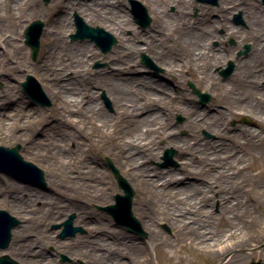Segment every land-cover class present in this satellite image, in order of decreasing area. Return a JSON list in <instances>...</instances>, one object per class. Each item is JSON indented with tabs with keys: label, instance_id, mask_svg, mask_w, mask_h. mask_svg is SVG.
I'll list each match as a JSON object with an SVG mask.
<instances>
[{
	"label": "rangeland",
	"instance_id": "374dc122",
	"mask_svg": "<svg viewBox=\"0 0 264 264\" xmlns=\"http://www.w3.org/2000/svg\"><path fill=\"white\" fill-rule=\"evenodd\" d=\"M56 1L46 3L39 0L42 13H30L29 16L28 5H0L1 15L8 16L0 22V101L5 102L0 106V145H20L24 159L44 171V182L31 175L0 172V209L20 220V224L12 230L8 247L0 248V260L7 255L18 264H264V141L253 145L250 136L237 135L240 127H247L255 131L254 135L260 131L264 138V127L256 122V114L244 110L247 96L235 94V102L226 97L232 89H248L251 80L236 83L242 78H234L233 73L239 61L249 56L253 47L252 38H243L247 34L244 31V36L239 35L242 41L233 36H226L222 42L213 40L215 49L229 48L233 52L210 67L214 76L212 89L192 71L180 80V91L193 99V108L188 109L183 101L176 99L175 78L166 73L165 67L154 59L152 53L135 51L134 46L128 52V48L117 51L123 41L101 21L89 20L88 24L103 27L116 38L117 43L109 52H102L90 39L73 40L71 36L76 31L74 16L79 13L67 10L57 13L54 9ZM136 1L149 16L147 0ZM240 1L255 9V19L264 17L262 0ZM88 2L92 3V0ZM186 2L189 6L186 16L190 18L191 27L207 25L203 13L205 9L210 8L214 10L215 17L220 16L219 0L216 5L196 0ZM233 3H229L230 7ZM236 3L238 5L239 1ZM113 7L130 22L127 36L137 32L150 40L161 34L152 32L150 37L145 35L156 23L149 16L148 26L138 24L131 12L130 0H117ZM167 12L161 16V24L165 28L164 33L170 36L159 39L160 44L157 45L179 62L185 58L181 49L189 31L183 28L180 20H175L177 5L171 4ZM67 15H70L69 19ZM55 16H64L66 24L72 27L64 34L67 44L64 48L68 52L65 58H74L76 52L83 50L87 60L80 67L82 77L69 72L66 79L57 81L58 84L61 81L67 84L71 79L79 81L78 86L82 88L77 104L69 97L54 101L51 91L46 93L43 89L53 77L51 72L48 78L43 76L48 67L46 60L55 58L59 49L58 45L51 44L53 38L46 39L48 30L59 32ZM230 18L234 27L248 28L247 18L241 10H235ZM36 20L43 22L44 30L38 55L33 59L31 48L25 43V30ZM218 32L224 36L226 31L220 27ZM143 43L140 40L136 44ZM47 45L51 46V56L46 54L49 51ZM246 46H249L248 50ZM144 56L149 58L148 62L144 61ZM230 63L233 64L231 72L228 71ZM195 65L192 64L194 71L197 70ZM260 68H264V53L263 60L254 65V71L263 72ZM120 70L124 72L120 73ZM223 71L229 73L223 75ZM27 75H32L40 84L42 96L36 100L30 99L22 89L21 83ZM82 80L90 84L106 83L108 86L116 81H131L123 87L137 96L138 107L154 105V112L158 111L161 115L153 118V124L140 125V133L144 135L151 133V136L157 131L150 140L148 137L143 140L145 147L152 150V158L138 164L133 160L130 148L125 146L126 140L133 135L139 116H130L126 105H115L107 89H88ZM189 82L207 93L210 99L202 101L193 93ZM260 83L258 86L251 85L249 89L262 93L254 97L260 98L263 103L256 107L264 122V81ZM115 84L118 85L117 82ZM150 89L162 94L163 99L157 94L149 95ZM91 90L97 91L93 104L98 105L96 111L87 112ZM191 113H195L198 120L210 117L226 127L228 137H219L212 128L196 129ZM174 139L194 144L187 154L194 161L192 166L184 164ZM134 143H137L136 140ZM166 150H172L170 159L165 158ZM109 161L134 189L133 212L145 235L129 231L117 224L111 215L98 209V206L113 203L115 194L122 193ZM183 167L190 169L191 183L204 180L216 192V202L207 207V215L201 217L202 220L208 218L210 233L198 232L201 229L191 221L172 222L165 218L175 203L178 206L183 198L193 196V190L185 193L171 188L160 189L156 182L147 180L152 178L150 176L157 178L153 172L164 171L167 175L170 171H181ZM131 171L137 174V179L132 177ZM218 181L237 196L224 213L220 210V192L217 193L219 188L223 191L224 188ZM210 195V192L204 193L203 197ZM27 197L28 201L25 200ZM76 208L86 209L89 214L87 222L82 220ZM71 215H74V227H80L82 232L61 237L62 224ZM21 250L28 251L27 256L33 260L32 263L19 254ZM35 251L37 254H34Z\"/></svg>",
	"mask_w": 264,
	"mask_h": 264
},
{
	"label": "bare ground",
	"instance_id": "6f19581e",
	"mask_svg": "<svg viewBox=\"0 0 264 264\" xmlns=\"http://www.w3.org/2000/svg\"><path fill=\"white\" fill-rule=\"evenodd\" d=\"M115 1L117 0H97L93 1L92 3H89L88 0H58L54 3V9L57 11V13H61L65 10L67 11H76L79 13V16H83V20L88 24L89 20L94 21H101L104 24H106L112 32L119 35V38L123 41L122 44H120L117 48V51L120 48H128L127 52L131 49L132 46L135 47V51H141L146 50L149 53H152L154 56V59L157 60L162 66L165 67L166 73L168 75H171L175 78V83L177 84L176 92L177 98L181 101H183L188 109H192L193 99L189 97V95L185 94L184 92L180 91L179 83L182 78L186 76V74L192 72H195L198 75V79L200 81H203L207 84V86L212 89L214 86V76L212 75L210 67H212L214 64L221 61L225 58V55L227 56L231 55V52L233 50L231 49H222L221 47H217L216 49L213 47V40L217 39L222 42V39H225L226 36H233L236 37L238 40H241L239 35L242 37L246 33V35L243 38H249V36L252 38L253 41V47L251 48L250 54L247 58H243L239 61V65L237 68H235V71L233 73L234 78L238 76L241 79H237V82L239 84H243L248 80L249 85L248 89H244L242 91H233L230 90L227 92V96L230 100H233L235 102V94H242V96H247L248 99L246 101V104L243 106L244 110L248 111L246 113H254L256 114V122L259 125H262L264 127V122L260 119L259 116V109L256 107L257 105H263V103L260 101V98L254 97L255 94H262L259 91H251L249 88L252 86H258L260 85L262 81H264V68H260L263 70L258 71L256 73L254 71V65L261 60H263V53H264V17L259 16L255 19L256 11L245 1H239V4L237 5L235 0H219L220 6H219V13L220 16L215 17L213 15L214 10L212 9H205L203 11L206 20V26L201 27L200 25L191 27V21L190 18L186 16V11L189 9L188 3L186 0H147L149 3L148 13L151 18L154 19L155 25L146 32L145 35H149L147 37L151 36L152 32H160L161 34H158V36L154 35L150 40L148 38H144L137 32L132 34L131 36L126 35V31L130 29L131 26H129V21L127 19H124L122 17L123 15L119 14L117 10L114 9L113 5L115 4ZM231 1H234L233 6L230 7L229 3ZM39 0H0V5L3 4H9V6L15 4V6L20 5H28V16L30 13H42V9L38 5ZM105 4V5H102ZM171 4L177 5V15H175V20L179 21L184 29L189 31L188 36H185L184 39V46L182 47V52L185 53V58L182 61L175 60L174 57L169 56L164 52L162 47L157 45L158 40H164L168 39L170 34H165L163 28V25L161 24V16L168 13L167 9ZM188 6V8H187ZM230 9H233L232 11ZM1 7H0V22L3 21L5 15H1ZM235 10H241L243 13L244 18H247L248 21V28L247 29H239L238 27H234L231 23L230 15ZM223 17V21L222 20ZM6 19L8 16L5 17ZM67 19L70 18V15H67ZM55 21H58L59 25V32L48 30L46 39L53 38L52 45L55 46L58 45L59 49L56 52L55 58H50L47 61L48 67L45 69L43 76L48 78V73H52L53 77L51 81H49L46 85L45 92L49 93L51 91L50 96L52 100L57 101L58 99H61L62 97H69L71 100L77 104L79 100V94L81 93V88L78 86L79 81H75L71 79L67 84L64 81L58 82L62 79H66L69 72H74V75H78L79 77H82L81 72L83 66L87 60L83 56L84 51L82 50L81 53L76 52L74 54V58H65V56L68 54V52L65 51L66 47V39H64V34L69 31L72 27L68 26L66 24V19L63 16H55ZM68 21V20H67ZM201 21H203V18H201ZM19 27H23V25H20ZM223 27L225 28V34L224 36H221L218 32L219 28ZM246 31V33L244 32ZM244 32V33H241ZM160 36V37H159ZM220 37H223L220 39ZM143 40V44L139 45L136 44L138 41ZM1 41V37H0ZM126 44H125V42ZM242 41V40H241ZM157 42V43H155ZM159 46V47H158ZM18 47V45H17ZM51 46L47 45V49L49 50L46 54H50L51 52ZM133 48V47H132ZM52 54V53H51ZM50 54V56H51ZM126 53L122 54L125 55ZM94 55V54H93ZM238 60V59H237ZM236 60V61H237ZM196 66V71L192 69V64ZM120 73L124 72V70H120ZM248 79V80H247ZM83 81V80H82ZM118 83L116 85L115 83ZM113 82L110 86H108L106 83L101 84H90L83 81V83H86V88H101V89H107L108 94L113 97L115 105H126V111L127 113L134 117L139 116L137 119V124L135 125V130L133 131V135L129 140H126L125 146L129 147L131 152L130 154H133V160L136 163H143L152 158V150H150L148 147H145V143H143V140L145 137H148L150 140L153 136H155V131L151 136V133H148L147 135H144L143 133H140V125L141 123H151L153 124V118L158 114V111H155L154 105L148 104L143 105V107H138L137 104V96L130 94V90L127 89V87H123L126 84L131 83L130 82H121L116 81ZM77 85V89L76 88ZM145 87V86H144ZM70 92V93H69ZM95 92L94 90H91L89 93L90 96V103H88L87 112L96 111L97 104H93V99L95 98ZM149 95H156L163 99L162 94H159L158 91H148ZM153 92V94H150ZM165 98V97H164ZM161 99V100H162ZM8 101V100H6ZM9 102V101H8ZM131 102V103H130ZM5 102L0 101L3 105ZM168 103H171V101ZM133 104V106H132ZM16 105H19L16 103ZM15 105V106H16ZM79 106V105H78ZM139 108V109H138ZM17 108H13V111H15ZM195 109V107H194ZM231 110V109H228ZM17 111V110H16ZM161 113L162 110L159 109ZM233 111V110H232ZM145 112V114H143ZM148 112V113H147ZM221 113H225L223 110H219ZM125 113V112H124ZM195 113H191L190 118L193 119L194 125L196 129H201L204 127L212 128L216 130V133L219 137L224 136L228 137V131L226 127L221 126L218 124V122L211 120L210 117H206L202 120H198L196 116H194ZM261 127V128H263ZM264 129V128H263ZM162 134V133H161ZM255 134V131H252V129L247 127H240L239 131L237 132L238 136H245L248 135L251 137V144L257 145L255 142H263L264 138L260 131H257V134ZM113 141H116L114 138H112ZM136 140L137 143H134ZM182 141V142H181ZM184 140L181 139H174L173 143L175 145H178V149L180 150L179 155L184 159V164L192 166L194 161H191V158L187 156L189 148L194 146V144L184 143ZM189 141V140H188ZM197 148V147H196ZM191 152V151H190ZM194 152V151H192ZM191 155L195 156V153H190ZM186 160V161H185ZM189 168L183 167L181 171H170L165 174L164 171H160V173L153 172V175L157 174V178H153V176H150L152 178L147 179L151 183H157V186L160 189L164 188H171L173 191H184L185 193L190 192V189L193 190V196H188L186 198H183L181 202L175 203V207L172 210H169L168 213L165 215V218H167L169 221L176 222H193L197 225V228L201 229L202 234L210 233L209 227H207L208 218L207 219H201L202 216L207 215V207L214 204L216 202V198L214 197L215 191L213 188H210L211 185L205 182L204 180L194 184L190 182L191 174L189 173ZM130 171V169H129ZM149 173V172H148ZM151 174V173H150ZM131 175L134 179H137V174L135 172L131 171ZM140 175L142 176V172H140ZM156 176V175H155ZM226 181V180H224ZM220 187L224 188V191L219 188L218 192L219 194V200H220V210L224 213L227 212L229 207L234 203V201L237 200L236 194L230 193L229 190H227L226 186L222 185L218 181ZM180 185V186H178ZM159 189V190H160ZM212 193L209 197H203L204 193ZM25 200L28 201V197L25 198ZM76 211H79V215L82 218L84 222H87V219H89V214H87L86 209H77ZM200 218V219H199ZM212 235V234H210ZM211 237V236H210ZM19 254L23 255L27 262L32 263L33 260L27 256L28 251L21 250L19 251ZM34 254H37V251L34 252Z\"/></svg>",
	"mask_w": 264,
	"mask_h": 264
},
{
	"label": "water",
	"instance_id": "95a60500",
	"mask_svg": "<svg viewBox=\"0 0 264 264\" xmlns=\"http://www.w3.org/2000/svg\"><path fill=\"white\" fill-rule=\"evenodd\" d=\"M49 0H45L48 2ZM200 2L216 3L217 0H197ZM133 6V13L137 21L143 26H147L150 23L146 10L142 5L131 0ZM75 22L77 26V32L73 34V39L90 38L95 41L98 46L101 47L103 52L111 50L112 46L116 44L117 40L112 34L107 32L101 27H92L86 24L79 16H75ZM43 30V23L39 20L34 21L32 25L26 29V43L31 47L32 57L36 59L40 49V37ZM194 93L198 94L201 98L209 99L208 94L203 93L193 83L189 84ZM23 90L31 97H35L40 90L38 83L34 77L29 75L25 82H22ZM20 145H16L12 148L6 146H0V171L5 173H19V174H32L44 182V171L37 167L34 163L26 161L20 154ZM111 170L118 181L119 186L124 190V195L116 194V204H110L107 206H98V209L106 211L113 216L118 224H122L132 232H142V228L139 220L135 217L132 211L134 190L128 181L122 177L116 167L109 161ZM74 216H70L69 219L64 222V230L61 237L74 236L77 232H81L80 227L73 226ZM20 224V220L15 216L8 213L6 210H0V248L6 249L12 239V230ZM60 227V226H58ZM18 264L12 260L9 256L5 255L1 258L0 264Z\"/></svg>",
	"mask_w": 264,
	"mask_h": 264
}]
</instances>
